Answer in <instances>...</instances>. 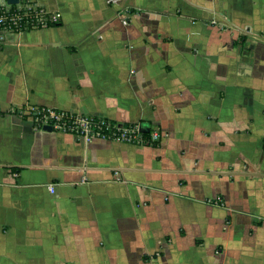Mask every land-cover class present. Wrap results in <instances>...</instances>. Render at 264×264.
I'll return each instance as SVG.
<instances>
[{
  "label": "crops",
  "instance_id": "1",
  "mask_svg": "<svg viewBox=\"0 0 264 264\" xmlns=\"http://www.w3.org/2000/svg\"><path fill=\"white\" fill-rule=\"evenodd\" d=\"M30 1L60 23L0 50V264H264V0Z\"/></svg>",
  "mask_w": 264,
  "mask_h": 264
},
{
  "label": "built area",
  "instance_id": "2",
  "mask_svg": "<svg viewBox=\"0 0 264 264\" xmlns=\"http://www.w3.org/2000/svg\"><path fill=\"white\" fill-rule=\"evenodd\" d=\"M14 6V8H12ZM60 23L58 13L41 11L32 1L24 0L20 4H0V50L5 44L7 34L38 28L57 26ZM26 115L38 128L49 127L52 131L70 133L76 137L90 139L115 140L126 144L149 145L159 142L163 135L152 130L150 138L143 137L141 127H126L95 117H81L64 111H54L43 107H30ZM53 193V186L48 187Z\"/></svg>",
  "mask_w": 264,
  "mask_h": 264
},
{
  "label": "trees",
  "instance_id": "3",
  "mask_svg": "<svg viewBox=\"0 0 264 264\" xmlns=\"http://www.w3.org/2000/svg\"><path fill=\"white\" fill-rule=\"evenodd\" d=\"M12 8H14V6H12ZM118 126L126 127L127 124H126V125H125V124H123V125H118ZM141 131H142V133H143V137H144L146 140H148V139L150 138L151 130H150V129H143V128H141Z\"/></svg>",
  "mask_w": 264,
  "mask_h": 264
},
{
  "label": "water",
  "instance_id": "4",
  "mask_svg": "<svg viewBox=\"0 0 264 264\" xmlns=\"http://www.w3.org/2000/svg\"><path fill=\"white\" fill-rule=\"evenodd\" d=\"M8 4L9 5H16L17 4V0H8ZM44 129L48 130V131H52V129L49 128V127H45Z\"/></svg>",
  "mask_w": 264,
  "mask_h": 264
}]
</instances>
